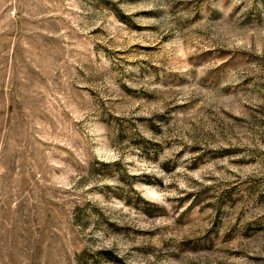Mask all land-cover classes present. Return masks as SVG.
<instances>
[{"label":"rangeland","instance_id":"obj_1","mask_svg":"<svg viewBox=\"0 0 264 264\" xmlns=\"http://www.w3.org/2000/svg\"><path fill=\"white\" fill-rule=\"evenodd\" d=\"M0 264H264V0H0Z\"/></svg>","mask_w":264,"mask_h":264}]
</instances>
